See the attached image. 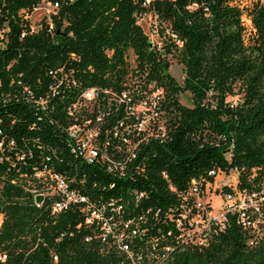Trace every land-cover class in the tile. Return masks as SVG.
<instances>
[{
    "label": "trees",
    "instance_id": "1",
    "mask_svg": "<svg viewBox=\"0 0 264 264\" xmlns=\"http://www.w3.org/2000/svg\"><path fill=\"white\" fill-rule=\"evenodd\" d=\"M37 1L7 0L0 16L9 24L0 76L9 79L1 66L13 58L10 70L21 71L14 84H0V251L6 254L0 264H115V253L83 240L86 229L76 226L81 215L74 207L51 212L46 199L34 203L28 176L40 164L39 154L49 155L47 162L70 186L103 200H119L135 188L166 207L191 179L213 180L210 169L234 171L242 194L264 198V0H150L147 7L156 12L160 31L167 28L180 39L173 44L183 65L182 83L168 73L165 54L139 24L137 14L145 9L140 0H59L51 34L39 29L18 37L17 9ZM191 3L194 7L187 6ZM64 61L74 67L78 84L47 89L43 68ZM139 69L163 87L162 105L173 116L164 138L140 144L126 171L117 174L71 148L62 127L64 109L81 87H119L126 71ZM236 79L242 99L230 105L224 95ZM181 90L189 92L190 104L178 101ZM223 182L220 188H231ZM242 208L226 213L224 226L206 245H183L172 264H264V208Z\"/></svg>",
    "mask_w": 264,
    "mask_h": 264
},
{
    "label": "built area",
    "instance_id": "2",
    "mask_svg": "<svg viewBox=\"0 0 264 264\" xmlns=\"http://www.w3.org/2000/svg\"><path fill=\"white\" fill-rule=\"evenodd\" d=\"M6 2L0 0V16L6 12ZM140 2L145 9L137 14V20L141 26L142 19L147 22V31L143 30L148 40L158 49L165 41L178 46L180 39L174 32L167 28L160 31L156 12L147 7L150 0ZM59 5V0H38L31 6L19 7L18 37L39 29L51 34L54 28L52 17L57 15ZM36 10L40 12L37 16ZM8 30V19L1 18L0 48L7 41ZM151 35L156 38L151 39ZM48 72L55 78L46 84L49 90L78 84L71 68L60 69L58 76L56 68ZM131 75L136 76L130 78ZM119 84V87L85 85L78 89L65 105L62 127L71 148L83 160L101 165L109 172L123 174L139 145L149 139L161 140L168 127H154L164 95L160 84L147 80L142 73L131 74L130 70ZM24 88L32 92L26 86ZM146 126H150V132ZM226 156H230L229 151ZM39 158L40 164L34 165L28 176L34 203L39 205L46 199L51 212L74 207L81 215L76 226L86 229L83 240H94L100 252L115 253V264H172L174 253L183 245H206L212 232L224 226L227 212L232 213L245 206L255 211L259 206L264 208L261 194L244 195L236 188L232 170L208 171L215 175L231 172L230 178L221 179L231 186L230 189L220 188L219 182L214 180L215 175L213 180L193 178L183 190L176 191L175 202L163 207L148 200L143 189L129 190L119 200L93 197L78 187L70 186L66 175L47 162L48 154H39ZM161 175L166 177L164 171ZM168 187L174 190L171 184ZM212 191L220 196L217 213L211 211L209 192ZM37 195L41 196L39 200L35 199ZM255 228L256 223H251L249 230L255 232ZM5 256V252L0 251V260ZM51 256L56 260L55 253Z\"/></svg>",
    "mask_w": 264,
    "mask_h": 264
},
{
    "label": "rangeland",
    "instance_id": "3",
    "mask_svg": "<svg viewBox=\"0 0 264 264\" xmlns=\"http://www.w3.org/2000/svg\"><path fill=\"white\" fill-rule=\"evenodd\" d=\"M40 12L38 10H36L35 12V16H37V14H39ZM240 20L241 22L243 23V25L245 26V30L247 31L249 29L248 27V22L247 20L241 16L240 17ZM141 24H142V27L145 31H147V22L145 21V19H142L141 20ZM151 39H154L156 38L155 35H151L150 37ZM170 43V41H165L163 46L160 47L158 50L161 54H165L164 57H165V60L167 61V71L168 73L175 79V81L177 83H182V80H183V77H184V71H183V65L182 63L177 59L176 57V50H177V47L172 43L171 45H168ZM168 45V50L170 51H165L164 50V47ZM109 52V50H108ZM128 59L130 60V62H133V52L130 48H128ZM14 63V58L11 59L10 61L6 62L5 64H2L1 66V69H4V70H7V73L9 74V79H7L5 82L2 80L1 76H0V84L2 83H6L7 85H12L14 84L17 80H18V77L20 75V70H14L12 72V70H10L12 64ZM57 69V73L56 75L58 76L59 75V71L60 69H64V70H67L68 68H71L72 69V74L74 75V70L72 66H70L67 62H60V63H57V64H54L52 66H47V67H44L43 68V71H42V76L46 77L49 79V81L51 80H55V78L48 72L49 69ZM127 72V71H126ZM138 72H142L141 69L138 70ZM138 72H136V74H139ZM131 74H133L131 72ZM143 74V72H142ZM134 76L136 75H131L130 78H134ZM137 78V77H135ZM41 77L38 76L35 81L37 84H41ZM28 88V87H27ZM164 98H165V95H163V98H162V102H161V113L158 115V118H157V123L156 125L154 126L155 128H157L158 126H164V127H169L170 124H169V118H171L173 116V113L169 110H167L164 105H162V103L164 102ZM177 98H178V101L183 103V104H190V96H189V92L187 90H181L177 93ZM214 98V96L208 94V99L211 101L212 99ZM242 99V85H241V82L239 79H236L235 81H233L229 87V89L225 92V95H224V100L227 101L230 105H235L237 102L241 101ZM147 132H150L151 130L149 129V127H145ZM191 136H194L196 135V133H191L190 134ZM208 134L205 132V131H202L201 132V138L202 139H205L206 136ZM219 136H216V138H218ZM230 175H231V172L230 174L225 172L224 174L222 172H218L217 175H215L214 177V180L215 182H219L222 178H230ZM209 194L211 195V202H212V207H211V211L212 213H217V210H218V206H219V202H220V196L219 194H216V192L212 191L209 192ZM0 218H1V212H0Z\"/></svg>",
    "mask_w": 264,
    "mask_h": 264
},
{
    "label": "water",
    "instance_id": "4",
    "mask_svg": "<svg viewBox=\"0 0 264 264\" xmlns=\"http://www.w3.org/2000/svg\"><path fill=\"white\" fill-rule=\"evenodd\" d=\"M40 198H41L40 195H37V196L35 197L36 200H39Z\"/></svg>",
    "mask_w": 264,
    "mask_h": 264
}]
</instances>
